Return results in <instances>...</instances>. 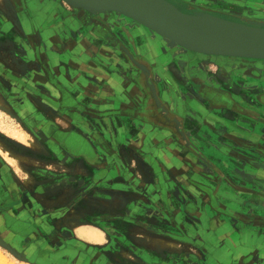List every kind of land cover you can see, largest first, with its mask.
<instances>
[{"label":"rangeland","instance_id":"1","mask_svg":"<svg viewBox=\"0 0 264 264\" xmlns=\"http://www.w3.org/2000/svg\"><path fill=\"white\" fill-rule=\"evenodd\" d=\"M177 4L264 26V0ZM152 93L201 153L138 120ZM262 95L264 59L193 52L117 11L0 0V264H264ZM227 113L252 146L223 141Z\"/></svg>","mask_w":264,"mask_h":264},{"label":"water","instance_id":"2","mask_svg":"<svg viewBox=\"0 0 264 264\" xmlns=\"http://www.w3.org/2000/svg\"><path fill=\"white\" fill-rule=\"evenodd\" d=\"M65 1L93 12L117 11L193 52L264 59V26L256 23L239 22L203 9L183 12L173 9L167 0ZM260 98L264 100V95ZM253 162L264 167L258 160Z\"/></svg>","mask_w":264,"mask_h":264},{"label":"crops","instance_id":"3","mask_svg":"<svg viewBox=\"0 0 264 264\" xmlns=\"http://www.w3.org/2000/svg\"><path fill=\"white\" fill-rule=\"evenodd\" d=\"M146 103H148L149 104V102H146ZM137 114H139L138 116H142V117H139V119L138 120H142V118H145V120H148V123L150 124V125H154L155 127H158V125L160 126V127H162V128H167V129H170L171 127L168 125V124H166L165 122H163V120H160V119H154L153 118V116H151V113L148 111V112H145V111H142L141 110V112H137ZM233 114H231V113H227V114H225V116L226 117H224V116H219L218 118H216L217 119V121L219 122V123H225V131H226V133H225V136H223L224 138H223V141L226 143V144H229V145H231L232 144V142H235V143H238L240 140H242L243 141V139H246V141H247V143L246 144H248V142H249V139H250V137L252 138V134H249L248 132H245V130H238V129H236V127H234V126H231V124H230V119H231V117H233L232 116ZM119 117V116H118ZM118 117H114L113 118V120L111 121L112 123L111 124H114V128H117V127H119V124L118 123H120V122H122V119H120V118H118ZM184 117V116H183ZM181 118V129H182V131L180 132V133H178L180 136H182V139H183V142L186 144V148H188V146H191V148H193V150H195L197 153H201L200 151H203L202 149H200L197 145L195 146L194 144H193V142L190 140V138H189V135L187 134L188 133V127L190 128V125H192L193 124V122L192 121H189L188 123H189V125H188V127H187V131L185 132V130L183 129V122L185 121L184 119L185 118ZM123 121H125V120H123ZM131 121V120H130ZM130 121H127V122H130ZM126 122V121H125ZM133 123H136V124H139V125H141L142 123L141 122H137V121H133ZM113 127V126H112ZM144 129H148L147 127H149L147 124H144ZM110 130H109V126L108 125H104V127H103V125H102V132L105 134V135H107V137H108V139H112V140H114V137H112V133L111 132H109ZM157 135H160V134H158L157 132L154 134V135H152L151 136V139L152 140H155V141H158V142H160V138L157 136ZM186 135V136H185ZM195 135V134H194ZM250 135V136H249ZM166 140V139H165ZM160 143H162V141L160 142ZM118 144V143H117ZM246 146H249V144L248 145H246ZM204 153V152H203ZM123 154H126V151H124V153ZM250 162H252V161H250ZM210 192H211V190H210ZM220 199H221V201H222V203L220 202V200H219V203H221L220 205H222L223 207H227V206H229V205H231V203H229L228 201H227V196H222V195H220ZM119 207L120 208H122L124 211L125 210H130L129 209V207H130V205H128V204H122V203H120V205H119ZM135 208H134V210H133V214H135ZM198 230V229H197ZM83 233H84V235H86V237H90V238H93L94 240L95 239H98V237H99V235H98V233H97V231H93L92 229H86V230H83L82 231ZM253 234H250L249 235V237L248 236H244V238H245V241L243 242L244 244H242L241 246H240V248L239 249H247L248 248V252H244V253H251V252H254V250H252L253 248H251V247H253V245H254V242H251V240H252V238H253V236H252ZM229 246L231 245V244H228ZM245 247V248H244Z\"/></svg>","mask_w":264,"mask_h":264},{"label":"flooded vegetation","instance_id":"4","mask_svg":"<svg viewBox=\"0 0 264 264\" xmlns=\"http://www.w3.org/2000/svg\"><path fill=\"white\" fill-rule=\"evenodd\" d=\"M7 5L10 6L9 4H7ZM213 14H216V13H213ZM216 15H218V14H216ZM150 88H151V92H152V86L151 85H150ZM152 94H153V96H152V98H150L151 101L149 102V112L151 113V116H153L154 119L163 120V122L168 124L172 129H174L175 131L180 133L181 132V120H180V118L174 112H171V110H169L165 106H162V104L158 105L157 99L155 97L156 94H154V93H152ZM206 96H207L206 98L209 100V102L212 103L213 105L231 106L228 99L225 100V99H222L219 97L217 98V96L213 94V91L212 92L207 91ZM232 106H234V105H232ZM246 143H247L246 139H243V141L240 140L238 142V144H241L244 146ZM249 145L252 146L253 144H249ZM69 148L74 149V150L79 149L80 153L84 154L85 156L90 155L88 152L89 148L84 150V149H82L81 146H78V144H76V143L69 144ZM255 148H256V150H260L261 152H264V146H262V144L256 145ZM250 161L253 162L252 159Z\"/></svg>","mask_w":264,"mask_h":264},{"label":"bare ground","instance_id":"5","mask_svg":"<svg viewBox=\"0 0 264 264\" xmlns=\"http://www.w3.org/2000/svg\"><path fill=\"white\" fill-rule=\"evenodd\" d=\"M2 2L3 3H5V0H2ZM167 2H168V4L173 8V9H175L176 7H178V4H177V2H178V0H167ZM72 6H73V9H78L79 7H76L74 4H72ZM128 17V16H127ZM155 32V31H154ZM157 35L158 36H161V35H159V33H157ZM171 41V40H170ZM172 42H174V41H172ZM175 43V42H174ZM147 49V48H146ZM200 56H201V54H200ZM214 57V56H213ZM257 60V59H256ZM259 60V59H258Z\"/></svg>","mask_w":264,"mask_h":264}]
</instances>
